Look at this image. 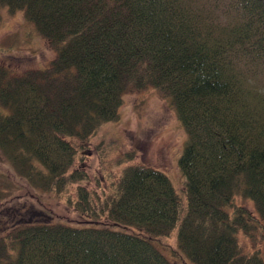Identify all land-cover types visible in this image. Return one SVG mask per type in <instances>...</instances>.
I'll list each match as a JSON object with an SVG mask.
<instances>
[{
  "label": "trees",
  "instance_id": "16d2710c",
  "mask_svg": "<svg viewBox=\"0 0 264 264\" xmlns=\"http://www.w3.org/2000/svg\"><path fill=\"white\" fill-rule=\"evenodd\" d=\"M220 1L0 0L56 50L38 79L0 66V151L31 186L84 178L69 140L116 119L129 84L167 96L185 131L181 193L165 172L128 166L100 213L79 188L85 222L16 217L0 264H173L155 242L171 231L193 264H264L242 254L252 223L230 209L249 199L264 225V0H231L241 19Z\"/></svg>",
  "mask_w": 264,
  "mask_h": 264
},
{
  "label": "rangeland",
  "instance_id": "374dc122",
  "mask_svg": "<svg viewBox=\"0 0 264 264\" xmlns=\"http://www.w3.org/2000/svg\"><path fill=\"white\" fill-rule=\"evenodd\" d=\"M220 2V12L227 10L240 19L247 13L236 2ZM55 57L54 47L25 20L21 11L0 6V66L7 69L10 78L28 74L36 79L43 77ZM257 80L264 84V76ZM69 141L76 150L70 169L84 174V178L68 181L63 188L31 186L16 174L0 151V237L16 217L25 221L85 222L89 218L76 208L79 188L88 190L96 211L100 213V205L116 195L124 170L132 165L165 172L175 190L181 193L182 174L178 158L185 131L169 98L150 86L137 88L129 84L123 92L116 119L101 124L85 139L72 138ZM233 206L246 210L245 215L252 223L248 233L239 232L242 254L257 252L264 256V225L256 222L253 202L236 195L231 210ZM97 220L103 222L102 218ZM155 242L173 264H193L179 249L175 231Z\"/></svg>",
  "mask_w": 264,
  "mask_h": 264
}]
</instances>
